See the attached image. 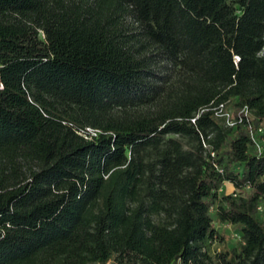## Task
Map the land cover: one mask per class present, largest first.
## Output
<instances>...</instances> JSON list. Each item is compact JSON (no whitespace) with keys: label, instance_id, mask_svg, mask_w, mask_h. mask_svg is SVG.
<instances>
[{"label":"trees","instance_id":"16d2710c","mask_svg":"<svg viewBox=\"0 0 264 264\" xmlns=\"http://www.w3.org/2000/svg\"><path fill=\"white\" fill-rule=\"evenodd\" d=\"M0 82V264H264V0H0Z\"/></svg>","mask_w":264,"mask_h":264},{"label":"built area","instance_id":"2783aa9c","mask_svg":"<svg viewBox=\"0 0 264 264\" xmlns=\"http://www.w3.org/2000/svg\"><path fill=\"white\" fill-rule=\"evenodd\" d=\"M236 58L238 59L239 56H236ZM2 86L3 84L0 82V88ZM229 105H230L229 101H224V103H220L215 110V114L219 117L224 118V122H226V124L235 125L237 124V122H240V120H242L244 115L248 116L249 108L247 106H244L243 108H241L240 112H238V114L235 115L234 109H232ZM88 130H90L94 134L97 132V129L92 128V127H89ZM258 145H259V148L262 147L260 144Z\"/></svg>","mask_w":264,"mask_h":264},{"label":"rangeland","instance_id":"374dc122","mask_svg":"<svg viewBox=\"0 0 264 264\" xmlns=\"http://www.w3.org/2000/svg\"><path fill=\"white\" fill-rule=\"evenodd\" d=\"M232 109H234V105L232 103L229 105ZM264 142V141H263ZM227 186V187H226ZM225 189L232 191L233 186L231 184H227L224 186ZM227 238H218L215 240L210 250L214 252V250H225L229 248V246L235 245L239 239V236L236 234L235 227L231 224L228 225V231H226ZM113 260H109L106 264L112 263Z\"/></svg>","mask_w":264,"mask_h":264}]
</instances>
